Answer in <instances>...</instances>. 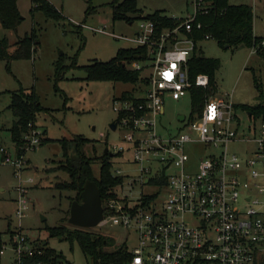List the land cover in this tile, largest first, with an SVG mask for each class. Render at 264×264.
Listing matches in <instances>:
<instances>
[{"label":"built area","instance_id":"built-area-1","mask_svg":"<svg viewBox=\"0 0 264 264\" xmlns=\"http://www.w3.org/2000/svg\"><path fill=\"white\" fill-rule=\"evenodd\" d=\"M192 7L191 14L176 18L178 24L161 32L152 21L137 22L138 29L129 40L134 47H145L148 59L134 65L141 72L134 99L118 96L112 103L115 131L121 128L124 134L123 143L107 147L109 152L131 155L129 164L138 168L140 187L151 185L152 179H165L162 187L152 186L165 190L166 195L159 200L160 193L140 192L137 198L129 199L133 184L128 183L129 194L123 184L121 194L102 203L99 227L111 225L134 234L131 248L123 244L129 258L122 264H264V122L236 126L231 96H215L205 100L195 120L184 116L179 122L176 118L179 126L175 127L161 123L166 100L178 101L189 97L190 88L208 86L206 75L192 80L188 73L195 47L192 32L201 30L195 18L204 9L200 0H192ZM99 33L104 31L99 29ZM208 40L210 36L205 35L203 41ZM39 135L33 130L24 136L27 150L39 145ZM230 145L253 148L231 150ZM0 156L21 181L23 156L11 155L2 147ZM114 175L122 174L116 170ZM154 194L144 201L145 195ZM28 204L25 191L20 190L10 264H47L29 261L42 252L22 233L21 220ZM4 251L3 246L1 258Z\"/></svg>","mask_w":264,"mask_h":264},{"label":"rangeland","instance_id":"rangeland-1","mask_svg":"<svg viewBox=\"0 0 264 264\" xmlns=\"http://www.w3.org/2000/svg\"><path fill=\"white\" fill-rule=\"evenodd\" d=\"M48 1L61 12L63 18L59 21L46 18L40 10L31 13V0H17L21 24L15 31L0 27V39H7L11 51L16 42L30 34L32 29L36 30L39 41L30 60L12 61L9 66L6 62H0V147L11 155L15 153L9 134L15 118L8 106L10 93L19 89L27 92L33 89L41 107L47 110L37 115L35 126L41 135L45 132L43 139H48L41 146L24 153L21 181L14 176L13 167L2 163L0 156V234L5 247L2 262L12 258L8 225L12 231L17 229L16 200L19 191L24 190L29 204L26 215L21 220V229L31 245L47 243V247L63 255L64 264H91L75 241L70 243L50 238L46 231V227L53 228L62 224L73 228L68 223V211L75 193L59 192L54 187L57 182L68 179L65 173L58 170L59 161L63 158L57 140H71L75 136L90 140L91 144L84 148L86 156L90 158L100 157L104 148L123 143V130L118 128L112 131L109 127L116 120L113 99L122 92H137L138 86L109 81L88 82L82 67L96 61L107 62L120 48H132L134 43L129 39L136 33L138 21L135 20L132 24L125 21L113 22L109 6L111 0ZM136 1L137 8L143 14L160 12L172 18H184L193 12L192 0ZM228 1L230 4H247L252 7L254 33L257 37L264 38V0H256L254 5L253 0ZM99 29L104 33H99ZM200 49L204 57L219 59L221 62V68L216 73L217 97L231 96L234 105L251 106L259 102L254 78L264 90V56L246 47L222 49L213 40L204 41ZM61 56L63 64L69 69L65 73V79L56 83L54 63ZM143 63H132L129 67L134 68L135 64ZM190 113L189 97L178 101L166 100L161 123L166 127L179 126L177 115L189 117ZM236 116L241 127L261 125L260 120L248 117L247 112L240 109ZM245 148L249 151L253 146H229L231 150ZM115 158L112 172L118 170L128 177L123 185L126 194H129L128 183L133 184L134 192L128 196L129 199L137 198L140 192H157L160 193L159 200L164 199L165 190L160 192L152 185L140 187L137 182L138 168L129 164L132 163L129 153ZM94 169L97 174V164ZM29 179H32V183L28 182ZM20 184L25 187H20ZM117 192L121 194V188ZM91 231L112 239L115 247L126 244L131 248L135 243L134 234L121 227L97 226Z\"/></svg>","mask_w":264,"mask_h":264},{"label":"trees","instance_id":"trees-1","mask_svg":"<svg viewBox=\"0 0 264 264\" xmlns=\"http://www.w3.org/2000/svg\"><path fill=\"white\" fill-rule=\"evenodd\" d=\"M200 1L204 9L201 10V13H197L195 23L201 25V30L192 32L195 47L188 61V73L192 80L197 75H206L208 77V86L206 88H190V121L200 116L205 100L209 97H215L217 94L216 73L221 68V62L219 59L202 55L200 45L204 42L203 37L205 35H209L211 40L215 41L222 49L246 47L254 49L257 54L264 56V44H262L264 43V38L257 37L253 32V11L251 6L246 4L233 5L228 0ZM31 2V13L40 10L46 18L56 21L63 18L61 12L48 0H31ZM109 6L112 11L113 22L125 21L132 24L135 20H149L155 23L159 32L163 29L173 28L178 24L176 18L166 16L160 12L143 14L137 8L136 0H111ZM90 9L89 7L88 10ZM21 22L22 18L17 7V0H0V27L5 30L15 31ZM38 45V35L35 29H32L30 34H26L21 40L17 41L12 51L7 39L2 38L0 39V62H6L9 66L12 61L30 60ZM147 59L148 50L145 47L120 48L109 61H96L82 67V70L85 72V80L88 82L109 81L137 86L141 81V72L130 68L129 65L140 61L144 62ZM68 69L69 67L63 64V57L61 56L54 63V81L57 83L65 79V73ZM254 85L258 91L259 102L251 106L234 105V109L247 112L252 119L264 122V90L256 78H254ZM120 97L129 100L134 99L133 92H122ZM8 109L15 118L9 129L10 139L14 145L16 155L23 156L28 148V143L24 140V136L29 131H37L38 128L35 126L37 115L47 110L41 107L38 96L33 89L29 92L22 89L11 92ZM44 133L40 134L39 137L40 146L48 140L43 139ZM57 142L61 146L63 158L59 161L58 170L65 173L68 179L57 182L54 186L56 190L75 193L73 200L79 202L81 201L80 194L83 185L87 181H92L99 189L103 204L117 197V189L121 188L125 179L123 175L115 176L114 172H112V166L114 159H116L115 157L120 154H112L110 156L107 148V153H104L103 150L100 157L90 158L86 156L84 148L91 142L81 136H75L71 140L61 139L57 140ZM96 164L98 165L97 174L94 169ZM150 184L162 187L165 184V179H152ZM155 195H145L143 199L148 202ZM91 230L69 228L63 224L53 228L46 227L50 238H59L70 243L75 241L91 264H122L128 260L129 255L124 245L115 247L112 239L102 234L94 233ZM7 232L12 240L15 230L12 231L8 225ZM31 246L36 251L42 252V254L38 255L35 253L29 261L37 262L41 260L47 264H64L63 255L57 254L54 250L47 247V243L41 245H36L35 243ZM2 247L3 243L0 234V250Z\"/></svg>","mask_w":264,"mask_h":264},{"label":"water","instance_id":"water-1","mask_svg":"<svg viewBox=\"0 0 264 264\" xmlns=\"http://www.w3.org/2000/svg\"><path fill=\"white\" fill-rule=\"evenodd\" d=\"M176 118L179 122L184 120L183 115H177ZM116 125L117 123L114 121L110 123L109 127L115 131ZM107 152V148H104V153ZM109 155L112 156L111 153ZM80 195L81 201H73L70 204L69 225L88 230L99 226L103 219V207L98 187L94 182L87 181L83 185Z\"/></svg>","mask_w":264,"mask_h":264},{"label":"crops","instance_id":"crops-1","mask_svg":"<svg viewBox=\"0 0 264 264\" xmlns=\"http://www.w3.org/2000/svg\"><path fill=\"white\" fill-rule=\"evenodd\" d=\"M229 2V1H228ZM255 2H256V0H253V5L255 4ZM233 5H237V4H233ZM239 5V4H238ZM247 5V4H246ZM250 6V5H249ZM252 8V7H251ZM252 11H253V9H252ZM253 22H254V20H253ZM253 32H254V23H253ZM255 34V33H254ZM253 50V49H252ZM232 99V98H231ZM238 110H235V115H236V112H237ZM248 115V114H247ZM248 117H249V115H248ZM236 123H237V125L239 126V124H238V119H237V116H236ZM13 149H14V145H13ZM15 150V149H14ZM14 169V168H13ZM22 174V173H21ZM14 176H15V174H14ZM16 177V176H15ZM17 178V177H16ZM21 178H22V176H21ZM19 179V178H18ZM20 181V180H19ZM25 187V186H24ZM2 259H3V257L1 258V262H2ZM9 261H7V262H2V264H10V257H9V259H8Z\"/></svg>","mask_w":264,"mask_h":264},{"label":"snow or ice","instance_id":"snow-or-ice-1","mask_svg":"<svg viewBox=\"0 0 264 264\" xmlns=\"http://www.w3.org/2000/svg\"><path fill=\"white\" fill-rule=\"evenodd\" d=\"M173 67H175V66L173 65ZM165 75H166V76H170V74H169V73H165Z\"/></svg>","mask_w":264,"mask_h":264}]
</instances>
